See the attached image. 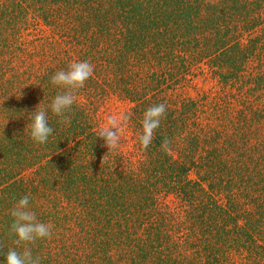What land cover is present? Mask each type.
Masks as SVG:
<instances>
[{"label":"trees","instance_id":"trees-1","mask_svg":"<svg viewBox=\"0 0 264 264\" xmlns=\"http://www.w3.org/2000/svg\"><path fill=\"white\" fill-rule=\"evenodd\" d=\"M73 61L94 72L63 124L50 79ZM110 105L129 119L109 151ZM25 195L53 225L40 264H264V0H0V264Z\"/></svg>","mask_w":264,"mask_h":264},{"label":"clouds","instance_id":"clouds-1","mask_svg":"<svg viewBox=\"0 0 264 264\" xmlns=\"http://www.w3.org/2000/svg\"><path fill=\"white\" fill-rule=\"evenodd\" d=\"M94 66L89 61H73L67 69H61L51 76L50 83L64 91L58 93L50 104L51 112L60 117V123L70 124V117L65 115L76 101V90L84 87L85 82L93 75ZM40 105V104H39ZM38 105L33 112L30 123V137L37 144H44L54 129L48 123L47 113ZM167 105L160 103L152 105L145 110L142 119V132L138 136L140 145L147 149L151 144L155 130L160 126L161 119L165 117ZM129 119L127 113H114L106 118L96 137L103 139L109 151L116 148L124 131V124ZM170 141L165 139L161 148L169 150ZM103 162V161H102ZM29 196L25 195L18 200L10 210L12 223L9 234L15 237V244L22 247V251L11 248L6 252V264H40V258L34 257L29 244L39 239H51L53 225L41 222L29 207Z\"/></svg>","mask_w":264,"mask_h":264},{"label":"rangeland","instance_id":"rangeland-1","mask_svg":"<svg viewBox=\"0 0 264 264\" xmlns=\"http://www.w3.org/2000/svg\"><path fill=\"white\" fill-rule=\"evenodd\" d=\"M108 110V114H107V117L111 114H114V113H120L121 112V108L115 106V105H110L109 108H107Z\"/></svg>","mask_w":264,"mask_h":264}]
</instances>
